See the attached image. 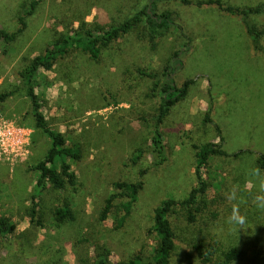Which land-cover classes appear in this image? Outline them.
<instances>
[{"label":"rangeland","instance_id":"rangeland-1","mask_svg":"<svg viewBox=\"0 0 264 264\" xmlns=\"http://www.w3.org/2000/svg\"><path fill=\"white\" fill-rule=\"evenodd\" d=\"M222 1L241 8L264 4V0ZM20 2L0 0V30L14 32L19 28L16 16ZM132 3L42 0L28 29L10 46L9 55L0 51V94L14 92L0 103V217L9 218L17 227L0 243V264H81L93 259L100 248H108L112 264L150 257L156 247L154 211L167 198L182 201L188 197L197 185L195 146L206 143L221 145L228 154L244 150L253 155L211 159L204 169L209 208L194 224L180 208L172 217L182 246L179 252L190 253L187 243L191 241L199 243L204 238L212 242L214 238L223 249H261L257 264H264V209L253 203L259 194L258 181L250 174L257 168V155L264 153V37L256 50L239 18L215 8L166 2L161 10L175 13L177 29L155 50L127 38L104 53L100 64L73 52L52 71H41L36 92L46 120L65 136L67 146L80 149L81 158L70 162L77 188L55 192L49 185L37 194L38 218H31L39 178L33 169L46 156L50 140L34 127L18 71L27 61L44 54L57 32L77 28L80 20L109 26L119 18V10L127 11ZM254 22L263 29L264 14ZM176 50L183 52L182 67L178 66L175 74L177 86L188 80L195 83L162 127L168 161L155 167L147 151L159 102L147 97L150 82L141 80L135 70L141 67L161 72L169 63L174 66ZM125 70L130 72L124 74ZM207 113L213 125L205 123ZM138 149L146 152L134 165ZM143 170L148 172L140 177ZM138 181L144 188L124 225L116 223V210L100 222L106 199L114 192L119 194L114 184ZM232 189L238 199L229 202L225 194ZM65 202L70 203L76 220L58 227L54 211ZM233 204L246 216L244 225L228 222ZM181 261L191 264L185 256Z\"/></svg>","mask_w":264,"mask_h":264},{"label":"trees","instance_id":"trees-1","mask_svg":"<svg viewBox=\"0 0 264 264\" xmlns=\"http://www.w3.org/2000/svg\"><path fill=\"white\" fill-rule=\"evenodd\" d=\"M172 0H133L131 7L127 11L124 8L118 11L119 18L109 26L90 24L80 20L79 26L75 29L56 33L44 54L27 61L18 71V78L24 90L27 101L30 103L31 114L35 121V129L43 132L50 140V147L46 156L40 161L33 170L39 172L36 185V194L32 196L33 206L30 216L34 220L38 218L35 202L38 193L46 191L51 186L55 192H64L68 188H77V177L72 171L70 162L78 161L80 149L67 146L65 136L51 128L43 112V105L36 92L37 79L41 71L50 72L60 61L65 60L73 52L83 53L91 62L100 64L103 55L112 50L113 46L127 38H134L140 44H148L155 50L159 43L167 38L173 29H177V18L175 13L169 10H161V5ZM179 1L184 6H194L199 9L215 8L222 14H227L239 18L245 26L248 35L252 38L256 50H260V42L264 37V28L259 30L254 20L259 15L264 14V4L257 7H235L224 3L222 0H173ZM42 0H21L16 24L19 28L10 32L6 29L0 30V51L2 55L8 56L10 46L18 41V38L28 29L29 21L37 13ZM123 5V4H122ZM184 38H187L183 34ZM188 46V44H186ZM182 50L173 53L172 66L170 63L161 72L149 71L146 68H137L135 74L143 81L150 82L148 98L157 100L159 105L157 112L152 117V131L149 138L148 153L153 157L154 166L167 163L166 143L162 127L169 117L171 111L179 103L184 101L189 95L194 80L186 81L181 87L177 86L175 74L178 66H181L180 57ZM125 70V73H129ZM14 92L0 94V103H4L12 97ZM205 123L213 125L210 114L207 113ZM218 133L221 130L215 126ZM223 140V138H221ZM196 167L195 176L197 185L192 189L187 198L178 201L174 198H167L155 209L153 214L152 234L156 238V247L148 258L136 257L128 262L121 264H181V258L185 256L186 261L191 264H257L262 257L261 249L246 250L241 247L231 246L223 249L222 244L200 240L187 243L190 253L181 254L178 235L173 228L172 217L177 209L185 212L190 224L197 221L198 215L209 208L206 198L208 193V183L204 176V169L209 166L213 157H232L239 159L245 155H253L252 151L241 150L234 154H228L221 145L206 143L195 146ZM138 156L133 160L136 165L143 157V149H138ZM256 166L264 173V153L257 155ZM147 170L140 173L143 177ZM119 194L114 192L105 202L100 215V222L107 221L115 215L116 223L122 227L126 219L130 216L134 204L138 201L139 195L144 188L142 181L138 182H118L114 184ZM125 199L122 203L117 200ZM118 208V210H117ZM124 211L120 216L119 212ZM54 220L58 227L76 220L75 212L70 203H64L63 207H58L54 211ZM39 223H41L39 221ZM16 224L9 218L0 217V243L16 232ZM177 238V239H176ZM177 258V260H176ZM195 260V261H194ZM81 264H112L110 262V251L108 248H100L90 261L82 260Z\"/></svg>","mask_w":264,"mask_h":264},{"label":"clouds","instance_id":"clouds-1","mask_svg":"<svg viewBox=\"0 0 264 264\" xmlns=\"http://www.w3.org/2000/svg\"><path fill=\"white\" fill-rule=\"evenodd\" d=\"M250 174L255 177L258 181V193L253 197V203L264 209V174L261 173L259 168L251 170ZM225 198L231 202L237 200V191L235 189L230 190L225 194ZM246 216L241 214L239 207L236 204L232 205L231 213L228 217V222L238 225H244L246 223Z\"/></svg>","mask_w":264,"mask_h":264},{"label":"built area","instance_id":"built-area-1","mask_svg":"<svg viewBox=\"0 0 264 264\" xmlns=\"http://www.w3.org/2000/svg\"><path fill=\"white\" fill-rule=\"evenodd\" d=\"M21 132H22V131H21ZM5 137H6V138H7V137H9V135H7V136H5ZM15 142H17V143H18V139H15Z\"/></svg>","mask_w":264,"mask_h":264}]
</instances>
